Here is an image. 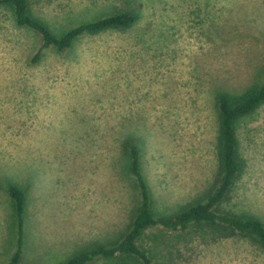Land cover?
<instances>
[{"label":"rangeland","instance_id":"obj_1","mask_svg":"<svg viewBox=\"0 0 264 264\" xmlns=\"http://www.w3.org/2000/svg\"><path fill=\"white\" fill-rule=\"evenodd\" d=\"M28 1L31 13L57 35L123 3ZM141 1L140 18L128 29L81 35L61 52L46 48L37 63L29 59L39 37L17 27L11 11L0 7V234L6 235L0 262L7 252L11 259L16 244L11 184L25 193L23 217L41 213L40 226L60 224L64 234L56 236H73L65 258L55 263L116 242L139 202L125 141L140 145L157 214L215 183V97L223 92L236 98L264 82V0ZM235 129L246 168L221 207L259 215L264 104L238 118ZM65 214L63 221L58 215ZM153 233L160 234L159 227L137 243L150 249ZM161 234L166 248L161 244L157 255L172 264H264L263 249L240 235L207 242L199 233ZM38 257L34 263H46ZM85 264H102V258Z\"/></svg>","mask_w":264,"mask_h":264},{"label":"trees","instance_id":"obj_2","mask_svg":"<svg viewBox=\"0 0 264 264\" xmlns=\"http://www.w3.org/2000/svg\"><path fill=\"white\" fill-rule=\"evenodd\" d=\"M144 3L141 0H123L121 6L103 17L83 21L61 35L53 33L48 25L34 16L28 0H0V7L8 8L17 27L34 32L40 40L29 61L37 63L46 48L58 51L70 49L81 35L97 34L107 30H122L133 26L140 18ZM219 126L217 135L218 172L214 184L203 192H197L189 201L168 213L152 209L154 192L147 176L141 168L140 145L135 141H125L124 149L129 156V171L135 177L139 191L136 213L120 238L110 245H95L76 252L62 264H85L95 257L102 258V264H172L164 255H157L161 244L166 248L163 231L182 232L200 235L204 241H217L222 238L240 235L258 244L264 251V207L258 213H243L221 207L246 168L245 159L239 154L235 122L264 104V82L250 88L236 98L218 92L216 95ZM122 141L120 142L122 149ZM8 192L14 200V208L21 229L24 212L25 193L16 185H9ZM244 199L248 200L246 194ZM263 204V203H262ZM159 227L153 233L150 249L137 243L148 229ZM202 234V235H201ZM146 236V235H145ZM163 236V237H162ZM20 243V242H19ZM168 247V245H167ZM20 245L6 264H17Z\"/></svg>","mask_w":264,"mask_h":264},{"label":"crops","instance_id":"obj_3","mask_svg":"<svg viewBox=\"0 0 264 264\" xmlns=\"http://www.w3.org/2000/svg\"><path fill=\"white\" fill-rule=\"evenodd\" d=\"M38 212H31L29 215L24 216L22 215V223H21V229L19 231V224H18V218L16 217V244L15 247L12 248L10 257L13 256L15 251L17 250L18 245H20V255L19 260L17 264H42V263H34V260H38V255H42L43 259L46 263L44 264H62L65 261H67L72 255L67 253V257L64 261H61L59 263H55L60 261L62 258H65V253L67 250V246L71 248L72 241H74V238L72 235L69 237L65 236H56L55 234L57 232L64 234L63 228L60 224H58L60 227L57 229V226L50 225L49 223L44 224L40 226V224L36 223L38 221H41L44 219L43 215L40 213L39 216ZM61 217V219L64 221L68 219V216L65 215H58ZM46 220V218H45ZM71 223H67L68 231L71 232L72 230V218L70 217L69 220ZM26 222H29L26 224ZM67 222V221H66ZM83 228H78V231H80V235L83 233ZM88 226H86L87 230ZM43 231L45 232V236L43 235ZM39 234V235H38ZM48 234V235H47ZM34 235L42 236L40 238H33ZM32 241L34 243H32ZM6 242V235L5 231L4 233L1 232L0 234V253L3 252V247L5 246ZM20 242V243H19ZM37 243V245H34ZM41 243L46 244V246L40 245ZM60 245V246H59ZM43 250L45 254L43 253ZM65 250V251H64ZM72 250V249H71ZM64 251V252H63ZM47 252V253H46ZM52 253V255L50 254ZM47 254V256H45ZM3 259L0 262V264H6L8 262V252L3 255Z\"/></svg>","mask_w":264,"mask_h":264}]
</instances>
